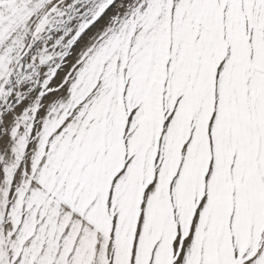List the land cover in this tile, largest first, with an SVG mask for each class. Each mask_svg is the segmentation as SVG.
I'll list each match as a JSON object with an SVG mask.
<instances>
[{
    "label": "snow or ice",
    "instance_id": "6c2138e0",
    "mask_svg": "<svg viewBox=\"0 0 264 264\" xmlns=\"http://www.w3.org/2000/svg\"><path fill=\"white\" fill-rule=\"evenodd\" d=\"M0 264H264V0H0Z\"/></svg>",
    "mask_w": 264,
    "mask_h": 264
}]
</instances>
